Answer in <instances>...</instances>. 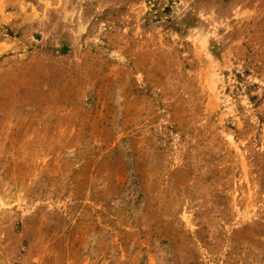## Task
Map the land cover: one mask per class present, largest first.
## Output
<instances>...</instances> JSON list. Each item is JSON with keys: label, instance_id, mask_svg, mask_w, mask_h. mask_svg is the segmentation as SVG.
<instances>
[{"label": "rangeland", "instance_id": "1", "mask_svg": "<svg viewBox=\"0 0 264 264\" xmlns=\"http://www.w3.org/2000/svg\"><path fill=\"white\" fill-rule=\"evenodd\" d=\"M0 264H264V0H0Z\"/></svg>", "mask_w": 264, "mask_h": 264}]
</instances>
